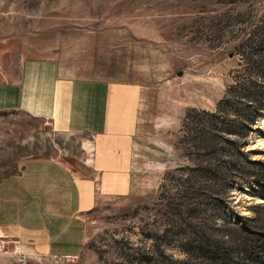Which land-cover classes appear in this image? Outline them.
Wrapping results in <instances>:
<instances>
[{
    "label": "rangeland",
    "instance_id": "1",
    "mask_svg": "<svg viewBox=\"0 0 264 264\" xmlns=\"http://www.w3.org/2000/svg\"><path fill=\"white\" fill-rule=\"evenodd\" d=\"M43 59L69 77L139 86L129 188L97 195L77 256L45 255L0 233V264H207L203 256H184L164 232L169 195H185L187 187L180 173L168 172L188 164L176 148L185 118L224 100L227 118L245 125L229 132L242 137L245 161L223 143L211 161L237 167L219 195L230 212L253 216L249 206L261 199L250 175H264V168L246 160L264 162V0H0V81L16 77L24 61ZM84 138L56 132L25 111L0 110V177L41 156L76 168ZM201 180L198 195H215ZM248 223L223 243L225 264H264V238L258 241Z\"/></svg>",
    "mask_w": 264,
    "mask_h": 264
},
{
    "label": "crops",
    "instance_id": "2",
    "mask_svg": "<svg viewBox=\"0 0 264 264\" xmlns=\"http://www.w3.org/2000/svg\"><path fill=\"white\" fill-rule=\"evenodd\" d=\"M139 86L69 77L54 60H26L0 81V110H22L56 132L79 134L76 168L51 156L25 159L0 177V233L45 255L75 257L86 242L84 215L98 196L129 188ZM105 180H111L104 188Z\"/></svg>",
    "mask_w": 264,
    "mask_h": 264
},
{
    "label": "trees",
    "instance_id": "3",
    "mask_svg": "<svg viewBox=\"0 0 264 264\" xmlns=\"http://www.w3.org/2000/svg\"><path fill=\"white\" fill-rule=\"evenodd\" d=\"M261 87L264 95V82ZM223 103L224 100L220 101L213 111L194 109L193 115L185 118L182 128L184 134L176 148L185 156L188 164L168 172V174L172 171L180 173L187 187L184 191L185 195H169L170 201L167 203V211L170 212H167L169 226L164 232L173 240V246L184 252V256H203L207 264H225L222 259L226 254L223 243L235 238L234 235L240 232L239 230L246 229L248 222L254 224L260 236L258 241L264 238V216L261 213L264 208L263 174L250 175L257 184V196L261 199L249 206L253 211L251 218L243 219L237 213L230 212L226 203L221 202L219 194L225 190L228 180L230 182L235 180L233 168L237 165L228 161L223 170L220 163L211 160H218L224 150L223 143H226L232 145L234 153L242 156L245 161V152L241 150L242 137L237 134L233 138L229 136V132L234 131V127H245V125L240 124L241 122L234 124L235 118H227L230 110L224 107ZM258 110L255 107L249 111L247 120H253ZM192 149L194 152L191 151ZM246 161L251 166L264 168V162L260 159ZM200 179L208 184V191H215V195H198L201 190L196 184ZM191 186L193 188H190ZM260 252L263 256L264 241ZM168 257L172 258L171 254H168ZM174 261H182V258Z\"/></svg>",
    "mask_w": 264,
    "mask_h": 264
},
{
    "label": "built area",
    "instance_id": "4",
    "mask_svg": "<svg viewBox=\"0 0 264 264\" xmlns=\"http://www.w3.org/2000/svg\"><path fill=\"white\" fill-rule=\"evenodd\" d=\"M64 258V257H63Z\"/></svg>",
    "mask_w": 264,
    "mask_h": 264
}]
</instances>
